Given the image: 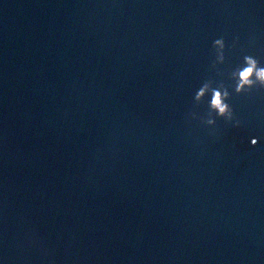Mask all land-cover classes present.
<instances>
[{"label": "water", "instance_id": "95a60500", "mask_svg": "<svg viewBox=\"0 0 264 264\" xmlns=\"http://www.w3.org/2000/svg\"><path fill=\"white\" fill-rule=\"evenodd\" d=\"M245 56L264 0H0V264H264Z\"/></svg>", "mask_w": 264, "mask_h": 264}, {"label": "clouds", "instance_id": "9594fccd", "mask_svg": "<svg viewBox=\"0 0 264 264\" xmlns=\"http://www.w3.org/2000/svg\"><path fill=\"white\" fill-rule=\"evenodd\" d=\"M215 45L219 47H223V40L217 39L214 41ZM221 55V59H222ZM245 62L246 66L243 67L238 74L234 73V75H238L239 79L236 85L237 92L243 91L246 87L251 88L254 84L259 82L261 86H264V67L258 66V61L253 58L252 56H245ZM207 85H204L203 88L200 89V91L197 94V98L203 95L204 91L207 89ZM228 92L221 91L219 89L213 90V99L211 102V107L213 110L216 111L218 116L227 117L229 120L232 119L233 116V110L229 106V104L226 102L228 97ZM208 123H214L213 120H209ZM237 125L239 124V121L236 122ZM251 143L254 145L257 143V139L253 138Z\"/></svg>", "mask_w": 264, "mask_h": 264}]
</instances>
